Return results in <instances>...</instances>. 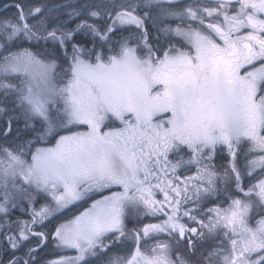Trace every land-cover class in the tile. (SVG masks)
<instances>
[{"label": "snow or ice", "instance_id": "snow-or-ice-1", "mask_svg": "<svg viewBox=\"0 0 264 264\" xmlns=\"http://www.w3.org/2000/svg\"><path fill=\"white\" fill-rule=\"evenodd\" d=\"M3 7L0 264H264V0Z\"/></svg>", "mask_w": 264, "mask_h": 264}, {"label": "rangeland", "instance_id": "rangeland-1", "mask_svg": "<svg viewBox=\"0 0 264 264\" xmlns=\"http://www.w3.org/2000/svg\"><path fill=\"white\" fill-rule=\"evenodd\" d=\"M20 2L21 3H28L29 0H23V1H20ZM3 3L4 4L0 5V12H2L1 9L4 10L3 5H5V4L10 5V4L14 3V0H11V1H8V2H3ZM173 27H175V23H173ZM149 28H151V26H149ZM133 31H135V29H133ZM154 34L155 33L153 32V35ZM130 46L135 47V42L134 41H130ZM81 130H82V128H81ZM251 155L255 156L254 153H252ZM221 165H223V164L222 163L217 164L218 167L221 166ZM42 203H43V201H40L39 203H37L35 205V208L38 210ZM90 203H91V201H88V203L87 204H83V206H80V207L73 206L72 211H69V212L59 216V218H52L51 222H49L47 220L44 221V224L47 225V227L41 226L39 228V230H42V231H45V232L52 231L54 229V227L58 226L61 223H66L68 220L72 219L74 217V215H78L79 212L84 211L86 207L90 206ZM31 210H32L31 208H28L26 211L21 212L19 209H13L12 210V218L13 219L19 218L20 220H23V221L30 220L31 219V215H30ZM145 219H148V218H145ZM128 227L131 228L132 225L129 224ZM34 243H35V238H33V245H34ZM9 251H11V249H9ZM27 251H28V248L24 247V248L21 249V251L17 252L16 255L17 256H21V255H23V253H25ZM58 251L59 250L55 249L54 246L52 245L51 238L49 237L46 245L40 251L41 264H47V262L49 260L57 258ZM0 258H3L5 260L7 259V255L4 254L2 252V250H0Z\"/></svg>", "mask_w": 264, "mask_h": 264}, {"label": "flooded vegetation", "instance_id": "flooded-vegetation-1", "mask_svg": "<svg viewBox=\"0 0 264 264\" xmlns=\"http://www.w3.org/2000/svg\"><path fill=\"white\" fill-rule=\"evenodd\" d=\"M8 1H11V0H0V5L4 4L3 2H8ZM20 1H23V0H20ZM1 10L4 11L3 9H1ZM149 26H151V25L149 24ZM129 35H130V33H128V31H126V30L123 31V36L128 37ZM116 39H120V37L117 36ZM161 43L162 44L164 43L163 39L161 40ZM254 154L257 155V153H254ZM184 159H187V156H185ZM220 163H222L224 166H227V164H228V156H227V152L226 151L222 155L217 157L216 164H220ZM258 171H259V169H257V172ZM192 174H194V170H193ZM253 182H255V181H253Z\"/></svg>", "mask_w": 264, "mask_h": 264}]
</instances>
